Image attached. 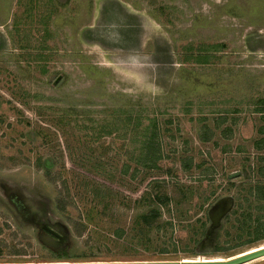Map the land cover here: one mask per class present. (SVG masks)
Segmentation results:
<instances>
[{"label": "rangeland", "instance_id": "1", "mask_svg": "<svg viewBox=\"0 0 264 264\" xmlns=\"http://www.w3.org/2000/svg\"><path fill=\"white\" fill-rule=\"evenodd\" d=\"M262 100L264 0H0V261L54 262L62 244L72 262L264 246H231L223 219L260 180ZM152 119L156 167L136 161ZM155 194L170 225L140 231ZM202 224L221 236L189 241Z\"/></svg>", "mask_w": 264, "mask_h": 264}, {"label": "trees", "instance_id": "2", "mask_svg": "<svg viewBox=\"0 0 264 264\" xmlns=\"http://www.w3.org/2000/svg\"><path fill=\"white\" fill-rule=\"evenodd\" d=\"M201 62L206 60L205 55H201L198 58ZM261 102H264L262 100ZM64 123V120H61ZM137 124L140 121H136ZM155 120L152 119L150 120L148 126L143 128V131H140L142 133L143 139L140 141L141 144V151L140 154L138 155V158L136 161L138 163H142L144 165H147L150 167H156V162L161 158L159 154V144L157 143L156 139V131L152 132V128L154 126ZM147 128L150 129V134L146 133ZM155 130V129H154ZM149 134V135H148ZM204 138L202 141L207 140V133L204 132L202 133ZM145 139V140H144ZM257 146L260 147V145H264V138L256 139L254 140ZM259 144V145H258ZM264 160V157H259L258 161L256 163V170L254 171V174L252 177H255L256 182L251 183L247 182L246 180H242L240 183V191L242 190V196L244 198H234V206L231 207L229 213L223 217L224 221L232 222L230 225V228L232 231L229 234V230L226 229L224 231L226 237H230L231 239H234V242L231 246H237V245H242V244H251L254 243L258 240L264 239V163H262ZM249 165V164H248ZM249 169V166H248ZM251 172V169L249 170ZM249 175H247L248 177ZM250 178V176L248 177ZM246 183V184H245ZM247 195V196H246ZM250 197V198H247ZM169 198L165 197L161 194H155V198H149L148 199V210L140 215H138L135 219V225L139 227V230L142 231L145 229V231H152L154 230L155 232L159 231H164L165 232V227L170 223L166 221L165 224H162L159 221L160 218V206L163 205L165 206L168 202ZM150 202V203H149ZM211 207V206H210ZM211 209V208H210ZM239 210V212H238ZM236 215L233 217H229L231 215ZM201 228L202 233L200 234V237L191 236L188 238L189 241H194V244L196 242H207L210 238L217 239V237H220V233L213 232L210 229H207L204 224H202ZM134 230H136L134 228ZM161 231V232H162ZM42 237L43 234L40 232ZM223 235V234H222ZM115 238L118 239L121 238V234H118V232H115ZM56 238V236H55ZM171 238H173L171 236ZM180 242H184L182 239H179ZM127 242V240H126ZM182 244V243H181ZM230 246V247H231ZM53 253L54 256L57 260L55 261H65V260H70V254H69V249L68 247H53ZM220 246L217 244L216 251L221 250ZM166 249L165 248H160L158 250V255H163L165 254ZM125 255V254H123ZM153 257H148V258H131V259H105V260H100V261H130V260H165V258H157V256ZM138 254L132 257H137ZM140 257V256H139ZM0 258H1V253H0ZM130 258V257H129ZM184 260H213V257H204L203 259L199 258H190V257H185ZM75 261V260H72ZM77 261H83V260H77ZM0 262H7V261H0ZM21 262V261H20Z\"/></svg>", "mask_w": 264, "mask_h": 264}, {"label": "water", "instance_id": "3", "mask_svg": "<svg viewBox=\"0 0 264 264\" xmlns=\"http://www.w3.org/2000/svg\"><path fill=\"white\" fill-rule=\"evenodd\" d=\"M209 213V212H208ZM210 215V214H209ZM213 224L212 226H214ZM53 233V232H52ZM264 257V246L226 260H132V261H54V262H0V264H244Z\"/></svg>", "mask_w": 264, "mask_h": 264}, {"label": "flooded vegetation", "instance_id": "4", "mask_svg": "<svg viewBox=\"0 0 264 264\" xmlns=\"http://www.w3.org/2000/svg\"><path fill=\"white\" fill-rule=\"evenodd\" d=\"M40 230V232H42V234H43V236L45 237V236H49V237H51V238H53V239H55L54 237V235L52 234V232H54L51 228H47V227H44V228H42V229H39ZM64 244H62L61 246H56V247H65V246H63Z\"/></svg>", "mask_w": 264, "mask_h": 264}, {"label": "bare ground", "instance_id": "5", "mask_svg": "<svg viewBox=\"0 0 264 264\" xmlns=\"http://www.w3.org/2000/svg\"><path fill=\"white\" fill-rule=\"evenodd\" d=\"M261 247H263V246H261ZM261 247H259V248H261ZM256 249H258V248H256ZM256 249H253V250H256ZM253 250H251V251H253ZM248 252H250V251H248ZM248 252H246V253H248ZM243 254H245V253H243ZM240 255H242V254H240ZM239 256V255H238ZM233 258V257H232ZM226 260V259H225ZM187 261H200V260H187ZM210 261V260H209Z\"/></svg>", "mask_w": 264, "mask_h": 264}]
</instances>
